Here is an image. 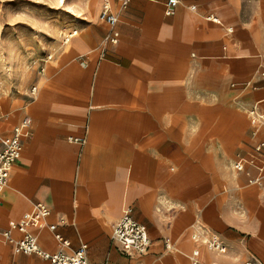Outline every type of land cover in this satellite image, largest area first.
I'll use <instances>...</instances> for the list:
<instances>
[{"label": "crops", "instance_id": "crops-1", "mask_svg": "<svg viewBox=\"0 0 264 264\" xmlns=\"http://www.w3.org/2000/svg\"><path fill=\"white\" fill-rule=\"evenodd\" d=\"M110 1L114 28L99 1L34 96L0 98V150L31 120L1 194L0 264H49L4 236L39 203L51 213L30 233L50 254L86 245L94 264H192L198 250V264H264V0H179L170 17L166 0ZM127 210L148 228L146 255L112 239ZM211 234L225 254L203 244Z\"/></svg>", "mask_w": 264, "mask_h": 264}, {"label": "built area", "instance_id": "built-area-1", "mask_svg": "<svg viewBox=\"0 0 264 264\" xmlns=\"http://www.w3.org/2000/svg\"><path fill=\"white\" fill-rule=\"evenodd\" d=\"M103 2L102 10L100 13V20L114 28L118 23L117 16L112 12L111 1L101 0ZM130 0H121V7L126 8ZM179 0H166L165 2V15L170 17L174 14L175 10L179 6ZM207 20L217 23L218 20L213 17L207 18ZM231 32V30H229ZM76 35L74 32L72 35ZM119 35L113 33L108 40L116 44L118 42ZM69 40H65V44H68ZM52 60L49 56L44 62V65ZM44 65L41 72L44 71ZM37 92V88L33 87L30 91L31 95L34 96ZM1 119V114H0ZM31 120L26 117L20 126L15 128L12 136L5 138L2 141V149L0 150V203L1 194L7 187L12 167L18 162L23 139L31 136L30 131ZM257 154L264 158V143H260L256 148ZM244 159H240L235 163L234 168L237 172H244L246 165ZM260 179H251V184H260ZM50 210L43 204H36L33 211L27 214L20 222L13 224L10 230L4 233L7 242L12 245L15 253H23L26 255H36L44 260L48 261L49 264H94L89 261L87 256V246L83 245L79 250L72 254L64 252H57L50 254L44 252L38 245L36 237L30 233V228L39 224L43 219L50 216ZM50 230L55 233L56 226H50ZM17 231L21 234V238L16 240L12 237V232ZM56 239L59 240L65 247H69V243L66 242L60 234L55 233ZM112 239L119 245L120 250L123 254L128 257L133 255H146L151 247L152 241L149 236L148 228L136 221L131 213V210H127L123 216L116 222L113 227ZM192 240L196 243L200 241L197 234L192 236ZM203 244L206 245L210 250L215 251L219 254L226 253V247L224 243L216 236L209 235L203 240ZM167 249H171V241L165 240ZM199 251L195 250L192 254V264H198ZM241 264H261V262L251 256L247 261Z\"/></svg>", "mask_w": 264, "mask_h": 264}, {"label": "rangeland", "instance_id": "rangeland-1", "mask_svg": "<svg viewBox=\"0 0 264 264\" xmlns=\"http://www.w3.org/2000/svg\"><path fill=\"white\" fill-rule=\"evenodd\" d=\"M78 1L0 0V98L30 93L47 58L80 31L86 12H74Z\"/></svg>", "mask_w": 264, "mask_h": 264}, {"label": "bare ground", "instance_id": "bare-ground-1", "mask_svg": "<svg viewBox=\"0 0 264 264\" xmlns=\"http://www.w3.org/2000/svg\"><path fill=\"white\" fill-rule=\"evenodd\" d=\"M99 1L101 2V7H102L103 2L101 0H99ZM60 3L65 5V0H60ZM96 9H97V3L95 1H93V0H79L77 7L74 8V12H76V13H80L82 11L94 12V11H96ZM76 34H77V32H76ZM73 36H75V34L74 35L69 34L65 40H70ZM64 44H65V41H64Z\"/></svg>", "mask_w": 264, "mask_h": 264}]
</instances>
